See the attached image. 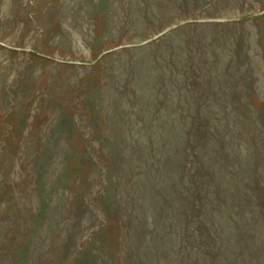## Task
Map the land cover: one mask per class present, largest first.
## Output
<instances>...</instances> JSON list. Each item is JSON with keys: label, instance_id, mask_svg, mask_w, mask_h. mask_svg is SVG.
I'll return each mask as SVG.
<instances>
[{"label": "rangeland", "instance_id": "1", "mask_svg": "<svg viewBox=\"0 0 264 264\" xmlns=\"http://www.w3.org/2000/svg\"><path fill=\"white\" fill-rule=\"evenodd\" d=\"M0 264H264V0H0Z\"/></svg>", "mask_w": 264, "mask_h": 264}]
</instances>
